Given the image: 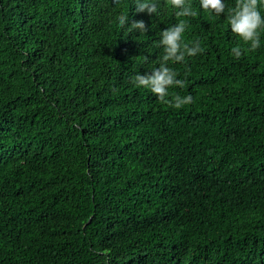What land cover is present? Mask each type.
I'll list each match as a JSON object with an SVG mask.
<instances>
[{
    "label": "trees",
    "instance_id": "1",
    "mask_svg": "<svg viewBox=\"0 0 264 264\" xmlns=\"http://www.w3.org/2000/svg\"><path fill=\"white\" fill-rule=\"evenodd\" d=\"M190 2L0 0V264H264V31L237 60ZM181 19L203 52L169 65L174 109L133 80Z\"/></svg>",
    "mask_w": 264,
    "mask_h": 264
},
{
    "label": "clouds",
    "instance_id": "2",
    "mask_svg": "<svg viewBox=\"0 0 264 264\" xmlns=\"http://www.w3.org/2000/svg\"><path fill=\"white\" fill-rule=\"evenodd\" d=\"M120 0H113V4H119ZM137 13H147L150 16L159 15L160 0H133ZM167 6L175 10V16L186 18L195 17L190 0H167ZM199 8L206 13L215 16L226 15L231 33L249 45L246 50L236 46L231 48L235 59H240L243 51H255L261 47L260 33L264 31V15L261 9L264 5L258 0H236L235 6L226 12V0H199ZM119 26L127 27V30L135 33H146L147 29L143 20L131 21L128 15L120 14L116 17ZM188 25L183 19L171 27L159 33V39L155 42L157 48L162 49L163 55L158 67L144 74L134 76V84L138 88L150 91L156 99L168 104L174 109H181L193 102L192 95H175L171 100L170 89L185 87V81L178 79V73L169 65L182 63L186 58L195 57L203 52L198 41L191 44L184 41V34Z\"/></svg>",
    "mask_w": 264,
    "mask_h": 264
}]
</instances>
